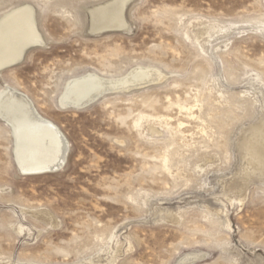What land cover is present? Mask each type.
<instances>
[{"label": "rangeland", "instance_id": "rangeland-1", "mask_svg": "<svg viewBox=\"0 0 264 264\" xmlns=\"http://www.w3.org/2000/svg\"><path fill=\"white\" fill-rule=\"evenodd\" d=\"M114 1L0 0L42 38L0 97L69 143L61 170L26 174L0 117V264H264V0H127L122 29L92 30ZM138 68L161 76L60 105L71 79Z\"/></svg>", "mask_w": 264, "mask_h": 264}, {"label": "bare ground", "instance_id": "bare-ground-1", "mask_svg": "<svg viewBox=\"0 0 264 264\" xmlns=\"http://www.w3.org/2000/svg\"><path fill=\"white\" fill-rule=\"evenodd\" d=\"M126 3L127 0H115L92 10V30L122 29ZM41 44L31 8L24 7L7 16L0 23V70L16 64L27 49ZM160 76L158 70L144 68L133 69L116 80L89 73L68 81L60 105L83 109L103 95L139 89L157 82ZM0 117L13 129L16 160L22 172H56L64 167L69 152L66 137L53 122L39 114L26 95L12 88L6 91L0 97Z\"/></svg>", "mask_w": 264, "mask_h": 264}, {"label": "water", "instance_id": "water-1", "mask_svg": "<svg viewBox=\"0 0 264 264\" xmlns=\"http://www.w3.org/2000/svg\"><path fill=\"white\" fill-rule=\"evenodd\" d=\"M70 109H76V108H73V107H72V108H70ZM10 126H11V125H10Z\"/></svg>", "mask_w": 264, "mask_h": 264}]
</instances>
